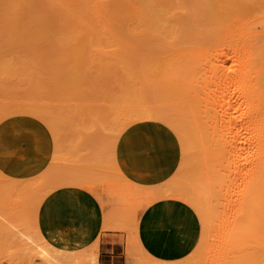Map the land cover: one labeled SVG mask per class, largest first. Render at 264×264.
Returning a JSON list of instances; mask_svg holds the SVG:
<instances>
[{"label":"rangeland","instance_id":"rangeland-1","mask_svg":"<svg viewBox=\"0 0 264 264\" xmlns=\"http://www.w3.org/2000/svg\"><path fill=\"white\" fill-rule=\"evenodd\" d=\"M100 1H102V5L104 6L105 11L110 12L108 14L109 17L111 18L112 28L116 29V31L115 30L114 31L122 36L126 35L124 33L127 31L126 27L128 26L126 25L128 24H123V23H127V22L130 23L129 22L130 20L128 19L127 15L124 14L126 13V10L123 8L124 10L123 11L122 7L118 4L116 0H100ZM156 1L158 3L160 2L159 4L156 3L157 4L156 7L162 5L161 6L162 9L166 10L169 8V10L162 12L172 11L173 13L174 12L173 8L175 7L172 8V6H176L178 8V12L176 11L177 14L175 15L179 16V18L183 17L182 19H186L185 18L187 17L186 14L189 13V15L191 16V13L195 12L194 10L197 8V6L194 7L195 5L198 4L199 6L200 5L202 6L205 4L207 6L209 2L207 4L206 1H210L209 6L210 5L214 6L213 3L216 2V0L214 2H212L213 0H198V1H204V4H199L197 2L194 3L193 1L188 2V0H181L184 3V4L181 3L183 5L181 6L178 5L177 2L179 0L177 1L156 0ZM43 2L46 4H44ZM93 3L94 0H43V1L42 0H0V70L2 71V73H5L4 70H6V69L3 70L2 67L7 68L12 66L11 69L17 71L18 73L21 70L19 67L26 70L27 67H30L29 68L30 70L33 66L32 69L38 75H40V77L43 76V79L45 76V80H46V76H48V71L45 69L50 68L48 64H50V66L55 67V64L54 65L51 64V62L54 61L48 60L49 55L50 57L51 56L56 57L55 54L57 52L60 53V50L57 49L58 46H56L54 43L51 42L54 40L53 39L54 37H60L63 34L65 36L67 35L69 36L70 34L68 33L66 35V33L69 29H71L72 27L71 24H73V20H72L73 18L70 16L69 18L67 16L68 13L64 12L65 11L64 9L69 8L70 13H78L82 15L83 18L85 17L84 23H87L88 21H86V19L89 20L91 18L89 16H94ZM185 4L188 5L186 8L188 9V12L185 13V15H181L182 11L186 12L185 11L186 9L184 8L182 10L180 9V6L181 8H183ZM152 6H154V4H152ZM152 6H148L147 9H149L150 11L147 10L146 12H150L151 14H153L152 16H156L157 15L156 13H158L159 17L161 16L162 18H164L163 15H160L161 12H156L154 8L152 9ZM212 6H210L209 9L212 12H214ZM153 10L155 15L152 12ZM256 10L258 9L256 8ZM118 11L120 13H117ZM216 11L217 9H215V12ZM114 12L116 14H114ZM212 12H210V14H212ZM55 14L60 16L59 17L55 16ZM168 14L172 15L171 13ZM62 15L64 17L66 16L67 18L62 17ZM152 16L149 15V18ZM156 17H152L151 19L158 21L159 19ZM189 17L187 18L188 20L192 18ZM188 20L186 21L184 20V21L188 22ZM159 21L158 22L160 24L161 22L163 23L164 20L162 21L159 20ZM190 23H192L191 27L194 30V28L197 26V23L194 22L193 20L192 22L189 21L188 24L185 25L190 26ZM60 24L61 26L64 27H59ZM113 25L115 27H113ZM58 28H61V30L63 31H60V29L57 30ZM82 29L84 30V28ZM185 29L189 30V27L187 26ZM65 30L67 31L64 32ZM188 30L186 31L188 32ZM41 32L42 34L44 32L46 33V34L44 33L47 37L46 40H45L46 37H43L45 35L42 36L43 39L41 38V36H38L41 35ZM55 33L57 35H55ZM126 36H130V35H126ZM93 38L99 40L100 36L94 33V35H91L89 37L90 40H84V38H82L81 42L78 45L71 46L72 44H70V46L72 49L80 50L83 56L85 55L88 56V54H91L90 52H88V48L89 50L92 49L91 47L92 45H90L89 43H92L94 45L96 42L94 41L95 39ZM129 38L130 37H128V39ZM178 38L179 37L177 35V39ZM30 39H34L32 40L33 43L32 41L30 42ZM208 39L211 38L207 36L204 39V41L205 42L210 41ZM183 40H185L184 35H182V38L179 41L182 42ZM48 41L50 44L48 43ZM86 41L87 43H85ZM53 44L55 46H53ZM102 47L100 46V48ZM54 52L56 53L54 54ZM58 53L56 55H59ZM114 53H118V52L114 51ZM44 54H46L47 56ZM109 54L113 56V54L111 53ZM52 57L50 59H53ZM36 59H40V60H36ZM24 61H26L27 63L26 62L24 63ZM43 61H45L46 63ZM49 61L51 62L49 63ZM39 63L42 65H40ZM79 65L81 64L79 63ZM79 65L78 67L80 68ZM87 65L89 66V64ZM42 67L43 68L47 67V68L43 69ZM57 68L58 66H56V70H58ZM97 68L98 67L93 68L92 66L89 69L90 73L95 71ZM13 70H10V72L11 71L13 72ZM43 70L46 71L47 75H45V72ZM77 70L78 69H75V72ZM1 71H0V76L2 74ZM75 72L74 70H71L70 72L62 71L59 73L60 74L62 73L61 76L64 75L62 79L66 78L68 80L73 81L71 77L78 76L75 75L77 73ZM79 72L77 74H80ZM27 73H31V72H27ZM51 73L52 70L50 74ZM59 73L57 72L55 74L57 75ZM7 74L5 75L11 77V78L7 77L8 81L5 79L6 77H4L5 76L4 74L3 76L0 77L1 81L4 79L3 83L0 82L1 85L0 95H2L0 97L2 98L0 99V105L1 102L6 104V106H4L6 107V109L4 108L5 110L3 109L2 106L0 107V111L2 114V115L0 114L1 115L0 134L2 133L3 136L2 135L1 136L3 137L4 140V141L3 140L0 141L3 142L1 144L3 145L5 144L4 146H6L4 147L2 145L0 147V156H2L0 158L1 159L0 164L1 166H4L7 164L11 165V163L15 165L17 163V165L20 166V168L17 169H19L20 171L24 169L25 171H23V173L21 172L19 176L16 175L15 177L17 176L18 177L13 182L11 183L5 182V185L12 188L13 191L11 192L10 195L2 196L1 199L4 200V204H9L10 202L21 204V206L24 208V211L22 213H25L26 217L17 218L15 215L14 217L12 216L13 218L11 217V219L7 218L8 214L11 216L13 210L7 211L6 214L5 213L0 214V216L1 215L3 216L4 214L3 218L2 216L0 217V224H1L0 225V264H98V249H99V245L97 246V241L99 244L98 238L88 246L64 248V247L54 246L55 244L51 245V243L47 245L45 243L46 238L44 236L43 238L40 237V235H43L39 230L38 222H37L38 212L42 204L41 202H43L40 199L42 198L45 199L48 196L45 195V193L47 192L51 194L56 191L65 190V189L81 192L84 195H88L93 199V201L96 203L100 211V216L102 219L101 230L104 225L108 224L110 228L107 230L108 231L110 230L109 232H114L119 235L118 238L122 242L124 248L123 251L125 256V264L127 257L126 252L129 247L132 248L134 252L132 256L133 258L131 257V259H133V264H164L165 261H163L162 259H157L156 257L159 256L164 257L166 252L175 253V254L179 253L180 257L183 258L185 257L186 260L194 264H223V262L226 261L229 256H232V254H230L231 241L229 239V232H230V223H232L233 221L235 210L237 208V203L235 201H232V199L234 200L235 198L233 193L234 188L233 186L227 183V181L225 180L226 179L225 176H221L217 182L220 183V187L214 188V185L211 186L208 185L210 184L211 181L205 180V178L201 174L200 177H195L191 175V178H194L193 181L189 177L190 174L188 175L184 171L179 172V170L177 169V165L164 166L162 167V169H157L158 168L157 167L155 169L154 161L157 160L155 154V152L158 151L157 146L170 151L171 157L176 158L177 160L183 159L184 154L180 155L181 151L179 148V141L177 140L175 133L172 132L171 129H169L166 125L157 122L140 124L134 121V117L133 118L130 117V119L132 118L130 121L133 120V122H131L132 124H129L127 126H126L127 120L119 121L123 119L121 118L122 116L124 117L126 115H127L126 118L129 119L128 114H130V111L126 108L121 110L122 106L125 103L119 100L120 99L118 95L119 93L117 94V92L114 90L115 87L113 91H115L116 93L110 91L111 90L109 89L110 87L107 86L108 88H105V91L107 93H103L104 95H100L102 93H100L99 95L94 94L93 92L90 94L94 95L92 96V98L94 99H96L99 96L98 97L100 98L99 101L102 100V98L105 95L107 97L113 96L112 99L114 100L118 99L116 100V102L122 105H117L113 103L115 101L113 102L110 101L111 106L109 105V107L111 108L115 106L116 110L110 108H107L109 110L104 109L108 105V102L105 103V101H109L111 99L104 100V102H98V100H95L96 102L101 104V108H102V109L101 108L97 109L100 106L96 107L97 103L94 102L90 103V101H94V100L86 101L85 100L86 98L76 101L74 100V102L70 101L71 103L70 102L68 103L67 101L65 102L66 105H62L64 104L62 103V101L57 102L52 98L51 99L52 101L54 100L56 103H58V105L59 103L60 105H62V106L59 105L58 108H55L58 105L54 102L48 101L50 98V97L48 98L49 92L51 91V90L49 91V89L51 88L48 87L49 88L48 90L45 89L46 91H48V96H47L48 100L45 97L47 95V92L45 90H42L40 93L42 94L41 97L43 102L42 100L38 101L40 100L41 97H38L40 94L35 96L36 93L34 94L36 99L33 96H31L33 98L32 100L30 99V101L28 102L25 100L27 98H25V96H22V95H26L25 94L26 90H24L26 87L25 81L26 83L28 81L25 80L26 76L24 77L25 81L23 80L24 81L23 83V81L18 82V80H16L21 77L19 76V73L16 75V73L14 74V72L10 74L7 72ZM52 75L54 76V74ZM117 75L119 74H116V76ZM17 76H19V78H17ZM30 76L31 77L34 76L35 79V76L37 75L31 74ZM57 76L59 78V75ZM55 78L57 80L56 81L57 85L61 83L59 84L60 86L58 85V88L60 89L62 88V91L59 90L61 92L62 98H66V96L67 97L74 96V98L81 97L78 96L81 95L80 90H79L80 92H78L70 87L72 86L71 81L69 83L66 79L62 80L61 78H59L60 81H63V83H65L62 84V82L58 81L57 77ZM40 81L41 80H39V82ZM67 82L69 86L66 85ZM35 83L32 82V84H34L33 87L35 86ZM43 83L41 82V85ZM14 84L16 86H14L15 89L12 91V93L15 95L12 96L13 94L9 93L6 89H8V87L9 89L13 88L11 86H13ZM46 86L47 85H45V87ZM40 87L42 88V86ZM91 87L93 88L94 86ZM99 87L102 86H98L96 91H99L98 89L100 90L102 89V92H104L103 88H99ZM55 88H57V86ZM33 89L31 88V90ZM30 94L31 93L28 94L29 97ZM85 96H89V94L84 95L83 97ZM3 97L5 99H3ZM12 97H14V99ZM10 100H12V102ZM65 100H69V99H65ZM25 101L27 102V108H23L26 105ZM42 103L44 104L46 103L45 104L46 106L44 104L42 105ZM51 103L52 105H55V107L54 106L51 107L52 106ZM39 105H41L42 109L44 107V109L43 110L40 109L41 107ZM67 105L69 106L72 105V107H75L76 109L80 105L82 106H80V109L78 108L79 110H76L75 108L74 109L70 107L66 108L65 106ZM104 105L105 107H103ZM117 107H119V110L123 112L121 116L120 113H118L117 114L118 117L115 114L118 112ZM22 108L23 110H26L27 113L26 111H23ZM6 110H8L9 112L7 113L11 115H7ZM23 112H25L26 114H24ZM63 112L66 113L63 114ZM79 112H81L80 115ZM101 112H103L104 114H102ZM33 114H35V117ZM77 115H79L80 117H77ZM38 117L41 119L38 120L39 119ZM76 118L77 121L75 120ZM98 118H102V119H98ZM86 119H90L88 120L89 122L86 121ZM50 123L54 125L52 126L50 125ZM92 124L94 126H92ZM95 127H97L98 129ZM95 129H97V131ZM99 129L101 131H99ZM54 136L60 139L56 140ZM61 136H64V138ZM97 138H100L101 141L100 139ZM16 141H21V142H19V144H16L17 143ZM52 141L54 142L52 143ZM109 141L111 142L108 143ZM103 142L107 144H104ZM112 142L115 144V146L113 145ZM15 144L18 145L16 149L20 151L19 155L16 157L14 151H16L17 153V150L13 149L14 150L13 153H9L8 156H10L11 158H13L12 156H15L16 159L15 158L6 159L8 156L5 157V155L1 154V152L2 153L6 152L5 154L7 155L8 151L12 150L13 145H14L13 148H15ZM31 145H33V147ZM199 145L201 146L200 143ZM8 147H10L11 149L8 150L7 149ZM4 149L5 150L7 149L8 151L6 150L5 152H3L2 150ZM43 149L44 151L41 152L40 150ZM199 149H201V147L198 146V150ZM27 150H29V152ZM192 151H194L192 148H190L189 152L186 151L187 154L185 158L187 157L188 159L194 158L195 155L192 154ZM200 151L201 150H199L197 154L199 156L202 155V152ZM190 155L191 157H189ZM2 161L4 162L3 164ZM44 163H46L47 165H43ZM37 164H39V168L38 167L36 169L31 168L32 165L35 166ZM197 166L199 168L202 167L200 163ZM17 169L16 171H18ZM196 170L199 171L200 169H196ZM39 171H45L47 173L50 172L52 176H48V175L44 176ZM12 172L15 173L14 170ZM13 177H10L9 179H12ZM9 179L5 177V180L8 181ZM186 182L187 183L192 182V183L186 184ZM193 182H195V184H193ZM197 182L199 184H197ZM196 185L201 187V189L203 188L205 192L207 191L205 194L207 196V199L205 195H204V199H200L204 202V204L207 206V208L210 211L209 215L211 216H209L210 218L208 219V221L206 220V222L199 220L200 217L204 218L205 211L199 208L198 193L194 192V190L196 189L195 187ZM191 187H194V190H192ZM26 188L28 189V192L34 194L35 198L40 200L36 205L32 203V201L29 200L26 201V199L23 198L25 192L27 193V191H25ZM189 189L192 192H190ZM149 192L153 193V197L151 196L149 197L148 195ZM139 213H141V216L138 219ZM200 215H202L203 217ZM197 216H199V218ZM80 220L79 222H84L86 220V215H84L83 212L82 215H80ZM6 221L9 223L7 224ZM115 229L116 230L119 229V230L115 231ZM128 241L130 243H128ZM62 251L64 253H61Z\"/></svg>","mask_w":264,"mask_h":264},{"label":"bare ground","instance_id":"bare-ground-1","mask_svg":"<svg viewBox=\"0 0 264 264\" xmlns=\"http://www.w3.org/2000/svg\"><path fill=\"white\" fill-rule=\"evenodd\" d=\"M116 1L122 7V10L123 8L126 10V13L124 14L127 15L128 19L130 20L129 21L130 23L128 22L123 23V24H128L126 25L128 26L126 27L127 31L126 32L124 31L125 32L124 34L130 36H126V35L122 36L119 33L115 32L116 29L112 28L111 18L109 17L108 14L110 12L105 11L104 6L102 5V1L100 0H94L93 3L94 16H89L91 18L89 20L86 19V21H88L87 23H84L85 17L83 18L82 15L78 13H70L69 8L64 9L65 10L64 12L68 13L67 16L73 18L72 19L73 24H71L72 25L71 29H69L68 31L67 30L64 31V32L67 31L66 35L69 33L70 34L69 36L68 35L65 36L64 34L63 35L61 34L62 36L58 35L60 37H54L53 38L54 40L52 39L53 41L52 42L50 41L51 43H54L56 46H58L57 49L60 50V53L57 52L59 55H56L57 53L54 52V54L56 53L55 54L56 57L51 56L53 59H50L51 57L49 55L48 58V60L54 61V62L49 61V63L51 62V64L53 65L55 64V67L50 66V64H48L50 67L48 69H45L48 66L45 68L42 67L43 69L48 71V76H46V80H45V76L43 79V76L40 77V75H38L32 69L33 66L30 70H29L30 67H27V70L19 67L21 70L18 73L19 76L21 77L19 78V76H17V78L19 79L15 78L16 80H18V82L23 81L25 76L29 78L31 74L37 75L35 76V79L34 76L32 77L30 76L29 78L30 80L25 77V80H28L27 83L24 80L26 86L24 90H26L25 91L26 95H22V96H25V98H27L25 100L29 102L30 99L32 100L33 97L35 98L36 95L40 94L38 97H41L42 94L40 92L42 90L45 89L48 90L49 88H51L49 89V91L51 90L50 91L51 93L49 92V96H48V91L45 90L47 92V95L45 96L46 99L47 96L48 98L50 97L49 100L47 99L49 102L56 103L54 100H56L57 102L62 101V103H64L62 105H66L65 102L67 101L69 103L70 101L74 102V100L76 101L86 98L85 99L86 101L94 100V101H90V103L91 102L97 103L96 107L100 106L99 108H97L100 109L101 104L98 102H104V100L111 99L109 101H105V103L108 102V105L106 107L105 105L103 106L105 107L104 108L105 110H109L107 108L115 109V106L113 108L109 107L110 101L112 102L115 101L113 103L117 105H122V104L116 102V100L118 99L116 100L112 99L113 96L107 97L105 95L103 97L104 99L102 98V100L99 101L100 99L98 98L99 96L97 97L98 99L97 98L94 99L92 98V96L94 95H91L90 93L93 92L94 94H98V95L102 93L100 95H104L103 93H107L105 91V88L110 87L109 88L111 89L110 91H113L115 87L114 90L117 92V94L119 93L118 94L120 97L119 100L125 103L122 106L121 110L126 108L130 111V114H128L129 119L126 118L127 116L126 115L124 117L122 116L121 118L123 119L119 121L127 120L126 121L127 122L126 126H127L129 124H132L131 122H133V120L132 121L130 120L134 117V121L140 124L141 123L145 124L150 122L162 123L166 125L169 129H171L172 132L175 133L176 138L179 141L180 151L183 152V153L180 152V155L184 154L183 159L177 160L176 158L170 156V151L157 146L158 151L155 152L157 160L154 161L155 169L157 167H158L157 169H162V167L164 166L177 165V169L179 170V172L184 171L188 175L190 174L189 176L190 178L191 175L195 177H200L202 175L205 178V180L212 182V183L210 182V184L208 185L210 186L214 185V188L220 187V183L217 182L221 176H225L226 178L225 180L227 181V183L233 186L234 188L233 193L235 198L234 200L232 199V201H235L237 203V208L235 210L233 221L232 223H230V232H229V239L231 241L230 254H232V256H229L227 260L223 262V264H264V0H216L215 2L216 5L215 3H213V5L216 7L210 5L213 7L212 9H214V12H212L209 9L210 1H206L207 4L209 2V4L206 6L204 4V1L188 0V2L193 1L194 3L197 2L199 4H204L206 8L204 7V5H202L203 7L201 5L199 6L198 4L195 5L194 7L197 6L195 10L193 9L195 12L191 13V16L189 15V13L186 14L187 16L185 17L186 19H182L183 17L179 18V16L175 15L178 12V8L176 6H172V8L175 7L173 8L174 14L172 13V11L162 12L169 10V8L166 10L162 9L161 7L162 5L158 6L160 8L156 7L157 6L156 3H158L156 0H116ZM214 1L215 0H213L212 2ZM177 2L178 5L183 6L181 4L183 3V1L179 0ZM152 4H154V6H152ZM148 6H152V9L154 8L156 12H161L160 15H163L164 18H162L161 16L159 17L158 13H156L157 14L156 17V16H152L153 14H151L150 12H146L147 10H149L147 9ZM181 6L180 9L183 10L184 8L186 9L188 5L185 4L186 7L184 6L183 8H181ZM256 8L258 10H256ZM215 9H217L216 12ZM154 10L152 11L153 13ZM185 11L186 12L182 11L181 15H185V13L188 12V9H186ZM210 12H212V14H210ZM117 13L120 12L118 11ZM168 13H171L172 15ZM114 14L116 13L114 12ZM149 15L152 17H156L161 21L162 20L164 21L163 23L161 22L159 24L160 22L159 20L158 22L157 20L151 19L152 17L149 18ZM55 16L59 17L60 15L55 14ZM189 16L192 18H190ZM62 17L64 16L62 15ZM188 17L192 20L190 19L188 20L187 19ZM184 20L185 21L188 20V22L189 21L192 22L194 20V22L197 23V26L193 30V28L191 27L192 23H190V26L185 25L188 24V22H185ZM185 26L186 27L188 26L189 30L185 29L186 28ZM59 27H64V26H61L60 24ZM113 27L115 26L113 25ZM82 28H84V30ZM59 29L60 31H63L61 30V28H58L57 30ZM186 30H188V32ZM44 33L42 34L41 32V35L38 36H41L42 38V36L46 34ZM94 33L100 36V38L99 40L93 38L95 39L94 41H96L94 45L92 43H89L90 45H92L91 46L92 49L89 50L88 48V52L91 53L88 54V56L87 55L83 56L80 50L71 48V46L78 45L81 42L82 38H84V40H90L89 37L91 35H94ZM55 35L57 34L55 33ZM177 35L179 37L178 39H177ZM182 35H184L185 40L181 42L179 40H181ZM207 36H209V38L211 39H208L210 41L205 42L204 39ZM43 37H46V35ZM128 37L130 38L128 39ZM46 39L47 37L45 38V40ZM32 40L34 39H30V42ZM85 43H87V41ZM54 44L53 46H55ZM70 44L72 45L70 46ZM100 46L101 47L104 46V47L100 48ZM114 51L118 53H114ZM109 53L113 54V56H111ZM36 60H40V59H36ZM25 62L26 61H24V63ZM79 63L81 65H79ZM83 64H85L86 66ZM87 64H89V66ZM78 65L82 69H80ZM56 66H58L57 68L58 70H56ZM92 66L93 68L94 67H98V68L90 73L89 69ZM11 67H7V68L2 67L3 70L4 69L6 70H4L5 73H2V71L0 70L2 73L1 76H3V74L4 75L7 74V72L9 74L14 72V74L16 73L17 75L18 74L17 71H14L13 69H11ZM75 69H78L76 72L78 73L80 71L79 72L80 74H77L75 72ZM10 70H13V72L12 71L10 72ZM51 70L52 73L50 74ZM60 70H62L63 72L64 71L70 72L71 70H74V72L76 73L75 75H78L77 77H71L73 81L68 80L66 78L65 79L69 83L71 81L72 86L70 87L72 89L78 92L81 91L80 92L81 95H78L81 96L80 98H74V96H69L72 98H69L67 96L66 98H62L60 92L62 91V88L61 89L58 88V85L61 83L57 85L56 83L57 80L55 78V77L58 78L57 75H59V78L61 79L64 76V75L61 76L62 73L60 74L59 72L62 71ZM27 72H31V73H27ZM44 72L45 75H47L46 71ZM57 72L59 74L56 75L55 73ZM52 74H54V76ZM116 74L119 75L116 76ZM7 75L4 76L6 77L5 78L6 80L7 77L11 78L10 76ZM59 78L58 81H60ZM3 80L2 81L0 80V82L3 83ZM39 80L41 81L39 82ZM31 81L34 83L37 82L35 83L34 87H33L34 84H32ZM43 81L46 84H44ZM41 82L43 83L42 85ZM54 82L56 85L54 84ZM60 82H62V84H65L63 83V81ZM68 82L66 85H68ZM45 85L47 86L45 87ZM14 86L16 85L14 84L13 86H11L13 88L9 89L8 87L9 90L8 89L6 90L9 93H12V91L15 89ZM40 86H42V88ZM56 86L57 88H55ZM91 86L94 87L92 88ZM98 86H102L99 88H103L104 92H102V89L101 90L98 89L99 91H96ZM31 88L32 89L35 88V89L31 90ZM115 91L113 92L116 93ZM29 93H31L30 97L28 95ZM88 94L89 96L83 97L84 95H88ZM14 95L15 94H13L12 96ZM1 96L2 95H0V97ZM4 97L3 99H5ZM12 98L14 99V97ZM52 98L54 99L53 101L51 100ZM65 99H69V100H65ZM41 100L42 97L38 101ZM95 100H98V102H96ZM10 101L12 102V100ZM43 104L44 103H42V105ZM56 104L58 105V103ZM59 105L56 107L55 105H52L51 107L54 106L55 108H58ZM1 106L3 107V109L4 108L6 109V107H4L6 106V104L1 102L0 107ZM39 106L41 107V105ZM67 106L65 107L66 108L70 107L72 109L75 108L72 107V105L71 106L67 105ZM80 106L77 107V109L76 108L75 109L79 110ZM119 107H117L118 112L115 114L117 115L118 113H120L121 116L123 112L119 110ZM23 108H27V102L25 107ZM40 109H42V107ZM7 112L9 111L6 110V113ZM23 113L26 114L27 111L26 113L25 112ZM65 113L63 112V114ZM101 113L104 114L103 112ZM35 114H33L34 117ZM80 114L81 112H79V115ZM7 115H11V114L7 113ZM79 115H77V117H80ZM130 117L132 118L130 119ZM40 119L41 118H39L38 120ZM98 119H102V118H98ZM75 120L77 121V118ZM88 120L90 119H86V121ZM50 125L53 126L54 124L50 123ZM92 126L94 125L92 124ZM97 129L95 130L97 131ZM99 131L101 130L99 129ZM1 135L2 133L0 134V140H3L2 137L3 135L2 136ZM61 137L64 138V136ZM55 139L57 140L58 138L55 137ZM16 142H17L16 144H19V142L21 141H16ZM53 142L54 141H52V143ZM110 142L111 141H109L108 143ZM1 143L3 142L0 141V144ZM199 143L201 144V146L199 145ZM16 144H15V148H13L14 145L12 146L11 151H8L9 149H11L10 147L7 148L8 150L6 149L8 151L7 155L5 154L6 153L5 149L2 150L5 153L1 152V154H4L5 157H7L8 154L13 153L14 151L13 149H15L17 150V153L16 151H14V153L15 156L17 157L20 151L16 149V147L18 146ZM2 145L3 144H1L0 147ZM113 145L115 146L114 143ZM31 146L33 147V145ZM198 146L201 147V149H199L201 150L200 152H202L201 156L197 155L199 151ZM189 147L194 150L192 151V154L195 156L192 159H188V157L185 158L187 154L186 151L189 152L190 150ZM27 151L29 152V150ZM40 151L42 152L44 151V149ZM15 156H12L13 158L8 156L6 159L9 158L16 159ZM1 157L2 156H0V158ZM189 157H191V155ZM3 161L2 164L4 163ZM199 163L202 166L201 168L197 166L199 165ZM7 165L1 166L0 164V214L1 213L6 214L7 211L13 210L11 216L8 214L7 218L11 219V217L12 216L14 217L15 215L17 218L26 217L25 213H22L24 211V208L21 206V204L11 203V202L9 204H4V200L1 199L2 196L10 195L11 192L13 191L12 188L5 185V182L6 183L13 182L19 176V174H21V172L23 173V171H25L24 169L21 171L17 169L20 168V166L17 165V163L15 165L11 163L12 166L11 165L7 166ZM43 165H47V164L44 163ZM37 167L39 168V164L35 166L34 165L31 166L32 169H36ZM16 169L18 171H16ZM196 169H200V170L197 171ZM13 170L14 172L15 171L16 172L13 173L12 172ZM39 172H41L44 176L46 175L52 176L50 172L49 173L45 171H39ZM16 175L18 176L15 177ZM5 177L7 179H9L10 177L13 178L9 179L8 182L7 180H5ZM191 179L193 180L194 178ZM190 183L186 182V184H190ZM193 184H195V182H193ZM197 184L199 183L197 182ZM195 187L197 190L196 189L194 190V187L191 188L192 190H194V192L198 193L199 208L205 211L204 218L200 217L199 220L206 222V220L208 221V219L210 218L209 216H211L209 215L210 211L207 208V206L204 204V202L200 199H204V195L206 194L207 191L205 192V190L203 188L201 189V187H199L198 185H196ZM25 191H27V193L25 192L23 198L26 199V201L27 200L32 201V203L36 205L40 200L41 201L44 200V198L40 200L35 198V195L28 192L27 188L25 189ZM189 191L192 192L190 189ZM49 194H50L49 192L45 193L46 196ZM148 195L149 197L150 196L153 197L152 192H149ZM3 217L4 214L2 218ZM197 217L199 218V216ZM8 223L9 222H7V224ZM109 228L110 226L106 224L102 227L101 231L104 232ZM118 230L115 229V231ZM40 237L43 238V235H40ZM45 243L47 245L50 244L47 240H45ZM128 243L130 242L128 241ZM98 245L99 244L97 241V246ZM61 253L64 252L62 251ZM133 253H134L133 249L129 247L126 252L127 254L126 264H133V259H131ZM179 255H180L179 253L175 254V253L166 252L164 257L168 259V261H165L164 264H194L186 260L185 257L183 258L180 257Z\"/></svg>","mask_w":264,"mask_h":264},{"label":"crops","instance_id":"crops-1","mask_svg":"<svg viewBox=\"0 0 264 264\" xmlns=\"http://www.w3.org/2000/svg\"><path fill=\"white\" fill-rule=\"evenodd\" d=\"M82 212L86 220L79 222ZM140 216L141 213L138 219ZM37 222L43 236L54 246L84 247L99 237L98 264H125L119 235L101 231L100 211L88 195L68 189L49 194L40 206ZM156 258L168 261L164 257Z\"/></svg>","mask_w":264,"mask_h":264}]
</instances>
